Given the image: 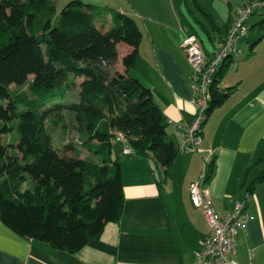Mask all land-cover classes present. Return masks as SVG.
Masks as SVG:
<instances>
[{"label":"trees","instance_id":"1","mask_svg":"<svg viewBox=\"0 0 264 264\" xmlns=\"http://www.w3.org/2000/svg\"><path fill=\"white\" fill-rule=\"evenodd\" d=\"M191 6L187 12L192 22L181 15L201 48L204 36L213 50L233 11L227 24L218 27L196 0ZM55 12V0H0V220L20 237L75 254L98 240L107 223L123 217L115 133L123 134L133 156L151 159L165 178L179 151L150 89L128 74L143 38L136 21L115 8L70 0L53 27ZM108 17L109 29L95 25ZM253 25L264 30V18L250 31ZM262 38L250 45L251 52ZM120 43L131 47L122 58L125 75L111 72ZM229 66L217 72L203 124L237 88L218 86ZM78 80L77 100L67 102ZM24 84L26 91L10 94L11 85ZM63 110L71 116L80 146L92 157H68L52 147L45 123L54 125ZM11 133L14 137L3 142ZM262 182L264 171L247 194ZM164 183L158 181L159 186Z\"/></svg>","mask_w":264,"mask_h":264},{"label":"crops","instance_id":"2","mask_svg":"<svg viewBox=\"0 0 264 264\" xmlns=\"http://www.w3.org/2000/svg\"><path fill=\"white\" fill-rule=\"evenodd\" d=\"M82 1L105 4V0ZM230 6L229 11H234L241 5ZM116 8L135 20L136 15ZM157 11L155 17H145L150 24L141 31L137 60L128 74L150 89L166 118L167 133L179 151L167 176H175L181 188L168 190L170 177L159 186L163 170L156 169L147 157L124 154L126 144L116 143L113 157L120 160L125 196L121 220L107 223L98 240L75 254L20 237L0 220V264H196L194 252L202 248L208 228L201 210L190 203L188 187L202 173L204 189L219 215H224L236 202L247 200L249 221L245 232L238 236L235 259L238 264H248L246 248L252 247L255 264H264V182L254 187L251 195L247 194L264 171V67L254 68L257 77L253 73L240 74L241 69L254 65V55H264V38L252 52L249 46L252 57L239 64H234V57L228 61L230 66L218 86L237 88L202 125L201 144L191 152L178 132V126H191L197 115L191 104V69L180 48L184 32L179 24H172L174 17ZM211 50L204 53L208 55ZM130 51L128 45H117L116 72L125 75L122 58ZM144 56L149 61L139 63ZM229 70L232 71L227 76ZM211 170L213 174L206 182Z\"/></svg>","mask_w":264,"mask_h":264},{"label":"built area","instance_id":"3","mask_svg":"<svg viewBox=\"0 0 264 264\" xmlns=\"http://www.w3.org/2000/svg\"><path fill=\"white\" fill-rule=\"evenodd\" d=\"M264 10V0H243L232 15L231 22L224 35L215 43L212 53L208 56L203 52L195 36L188 37L182 44V53L189 65L192 66L189 88L192 92L191 104L197 111L191 126H178V132L188 149L197 151L201 144V126L204 122V111L212 100L217 72L222 65L227 64L233 57L242 53L238 41L249 32L248 22L255 12ZM113 143L125 144L121 133H115ZM124 154H132L128 147ZM133 155V154H132ZM204 173L196 182L189 184L190 203L200 209L208 232L202 248L194 252L196 264H238L235 259V246L238 236L245 232L249 215L243 202H236L224 215H219L212 206L211 198L203 186ZM248 264H255L254 248H246Z\"/></svg>","mask_w":264,"mask_h":264},{"label":"rangeland","instance_id":"4","mask_svg":"<svg viewBox=\"0 0 264 264\" xmlns=\"http://www.w3.org/2000/svg\"><path fill=\"white\" fill-rule=\"evenodd\" d=\"M82 1V0H81ZM122 4L118 2L117 0H105V4H94L100 7H111V8H116L121 7L124 11H127L129 15L135 16V20L138 22L139 27L142 32H144V26L147 25L149 26L150 21L147 20L145 17H155L154 14L158 12L157 10L161 11L163 14L166 16H170V18L173 19L172 24L177 25L179 24L178 27L182 29L184 32V40L181 42L180 48L182 47L183 42L190 36H195L196 38L198 37L193 30L190 29V27L187 25V23L184 20L183 15H186L188 21H191V17L188 14V10H191L193 7L191 4L193 3V0H153L150 2V0H121ZM200 5L204 6L205 9L212 14L215 17V24H217L218 27H223L226 24V18H227V13L229 9L231 8L230 4L235 8L236 6L241 5L243 0H196ZM67 3V2H66ZM64 0H56L55 1V7H56V12L55 15L53 16L51 20V25L54 27L59 19L60 11L66 4ZM87 4H90L89 2H85ZM154 3V4H153ZM93 4V3H92ZM185 4L188 5L187 8H185ZM260 11L255 12L254 15L251 16L250 22L248 24H253L257 22L259 19H263L264 16L260 13ZM154 15V16H153ZM196 19L201 20V18L198 15H195ZM109 18V19H108ZM106 18L103 21L97 20L95 25L98 28H101V25L104 26V30L109 29L112 26V22L110 17ZM201 40L203 41L202 49L203 52H208L210 51V43L204 36H200ZM260 37L264 38V30L259 28L257 25H253L251 28V31H249L245 37H241L238 41L239 48L241 49L242 53L238 57H234V64H239L241 61L246 60L249 58V56L252 57V55L249 52V46L256 42ZM262 38V39H263ZM198 39V38H197ZM200 40V38H199ZM213 41L214 38H213ZM217 41L214 42V44ZM262 46V44H261ZM264 46V43H263ZM140 47V46H139ZM261 47L258 48L260 50ZM139 51V49H138ZM182 51V48H181ZM145 54V53H144ZM143 54V55H144ZM211 54V53H210ZM184 55V54H183ZM185 57V56H184ZM253 62L254 65L250 67L249 69H241L240 74L243 75H251L252 73L255 74V77H257L259 74L256 72L254 73V68L256 67H264V55H254L253 56ZM145 61H149V57L146 58L145 56L139 60V63L143 64ZM116 63V62H115ZM113 64L111 68V72H116L118 68H114ZM189 64V63H188ZM191 69V75H192V66L189 65ZM235 67V66H234ZM232 70L228 71L227 76L231 73ZM132 74L134 73V69L130 71ZM264 74V70L262 72ZM130 75V74H129ZM225 75V76H226ZM32 79V75L29 76V80ZM80 80L77 81V83L73 86L72 91L70 92L69 96L67 97V102L69 101H76L77 100V94L79 90L78 83ZM27 89V85H11L10 86V94L15 95L19 92H24ZM55 124L52 125L47 121L45 123L46 130L48 134L51 136V144L52 147L56 150H58L60 153L66 155V156H78L81 158H88L92 157L89 153H87L79 144L78 140V134L75 131L74 127L72 126L71 123V116L69 115L68 112L62 111V115L58 114L55 117ZM202 128V126H201ZM14 136V133H11L10 135L5 136L3 139V142H8L10 138ZM116 147H113V152H115ZM191 152H195L193 150H190ZM163 178L165 176L162 175ZM169 185H168V190H174L177 191L181 186H179V181L177 178L175 179V176H167L165 179H169ZM173 178L175 179L173 181ZM162 180V181H163Z\"/></svg>","mask_w":264,"mask_h":264}]
</instances>
